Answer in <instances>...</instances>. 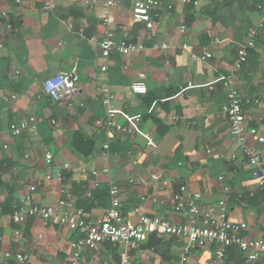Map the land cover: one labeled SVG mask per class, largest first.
Listing matches in <instances>:
<instances>
[{"label":"crops","instance_id":"crops-1","mask_svg":"<svg viewBox=\"0 0 264 264\" xmlns=\"http://www.w3.org/2000/svg\"><path fill=\"white\" fill-rule=\"evenodd\" d=\"M48 1L0 0V264H16L4 257L7 251L28 254L30 264H72L71 243L78 232L39 218L14 224L10 216L34 205L59 208L64 201L96 222L111 206L112 186L126 222L147 215L188 224L187 210L171 206L183 185L186 204L187 194H197L198 209L215 216L223 202L227 219L243 225V237L263 239L264 195L244 151L264 156V143L248 130L264 132V16L257 9L264 0H163L150 30L132 16L136 0H112L108 17L116 40L143 49L113 53L106 72L97 44L105 32L101 13L108 0H51L46 9ZM251 28L255 45L234 73V87L260 103L244 106L239 141L221 112L222 79L233 74ZM206 53L211 58H193ZM74 67L77 92L52 101L42 83ZM141 74L147 93L137 96L130 85ZM104 88L114 95L108 105L102 102ZM110 112L131 133L96 129L95 121H105ZM20 122L27 128L14 136L10 125ZM105 143L111 151L103 150ZM163 184L153 202L151 195ZM186 249L185 239L152 234L139 250L110 242L84 249L77 264H213L214 246L193 247L183 261ZM246 256L231 248L221 264H264V254L256 253L253 261Z\"/></svg>","mask_w":264,"mask_h":264},{"label":"built area","instance_id":"built-area-1","mask_svg":"<svg viewBox=\"0 0 264 264\" xmlns=\"http://www.w3.org/2000/svg\"><path fill=\"white\" fill-rule=\"evenodd\" d=\"M189 2V0H183ZM163 0H136L132 7L133 18L144 25L148 30L152 29L154 22L152 19L153 11L158 9ZM112 0H108L105 4V9L101 13V21L105 26L103 37L98 42L97 46L100 52V57L103 65L101 71H107V64L110 56L113 53H119L122 56H127L132 53H139L143 47L138 44H133L125 39L116 40L115 32L110 28L108 17L109 8L114 6ZM46 9H51V0L46 3ZM257 9L264 16V3L257 6ZM3 17L6 15L3 13ZM5 28L10 31L9 24ZM184 27L181 28L183 32ZM255 29L251 28L247 34V48L239 52L236 61L233 64V74L227 75L222 79V85L225 90V101L221 107V112L227 118L229 133L231 136L242 141V135L245 132V116L244 106L247 104H259L258 98L249 99L243 98L239 91L234 87L235 76L247 60V50L255 45ZM155 48H159L155 46ZM160 48H166V45H161ZM4 49L3 38L0 36V52ZM194 59L206 60L211 58V55L206 53L201 57H193ZM79 85V75L77 68H72L69 72H62L50 76L42 83L43 93L52 101L58 102L63 98L73 96ZM209 87V90H212ZM132 94L142 96L147 93V86L143 74L139 75L136 81L130 85ZM114 100V95L107 88L102 90V102L105 105L110 104ZM27 128V124L20 122L19 124H11L10 130L14 136H19ZM95 128H105L109 132L117 131L120 134H129L131 130L128 127H123L115 121V114L109 113L107 119H97ZM249 133L256 137L257 142L264 143V132H259L256 128H248ZM154 145V141L150 140ZM4 148H7L4 145ZM109 149L108 143L103 145V150L107 152ZM248 157L249 165L251 166V176L256 181L259 190L264 195V156L244 151ZM46 163L49 164L52 160L51 153L45 154ZM68 168V166H66ZM48 179L50 178L47 177ZM57 181H64L62 174H56L54 177ZM151 179L158 181L159 175H152ZM165 190V184L161 185L157 192L151 195L153 202L157 201V193ZM185 186H181L179 192L171 198L172 209L176 212L187 210L188 224L181 225L172 223L168 220L141 215L136 223L125 221L122 213V203L117 196V189L110 187L111 206L106 211L104 217L96 222H91L83 217L81 211L72 209L71 204L61 201L59 208L30 206L27 209L14 211L10 216V220L14 224H21L29 218H39L43 222L53 223L67 228L72 232H78L79 238L71 243L72 255L74 262L77 264L81 259V252L84 249L95 250L100 244L110 242L112 244H123L127 249L134 251L139 250L148 237L152 234L160 236H169L185 239L187 249L185 250L183 261L189 254V250L193 247L205 248L214 246V261L213 264H221V261L228 249L234 248L238 251L246 253L247 261L255 260L256 253L264 254V238L248 240L242 236L244 230L243 225L232 223L227 219L223 202L219 203V211L215 216L205 211H200L195 204V200L199 199V195H188L189 202L183 199ZM200 217L197 223L196 218ZM17 234V233H16ZM7 260H13L16 264H30V256L26 253H12L7 251L4 253Z\"/></svg>","mask_w":264,"mask_h":264},{"label":"trees","instance_id":"trees-1","mask_svg":"<svg viewBox=\"0 0 264 264\" xmlns=\"http://www.w3.org/2000/svg\"><path fill=\"white\" fill-rule=\"evenodd\" d=\"M154 122H155L156 124H158V121H154ZM159 129H160V127H159ZM110 147H111V146H109V150H108V151H111ZM228 250H229V249H228ZM228 250H227V251H228ZM227 251H226V252H227Z\"/></svg>","mask_w":264,"mask_h":264}]
</instances>
